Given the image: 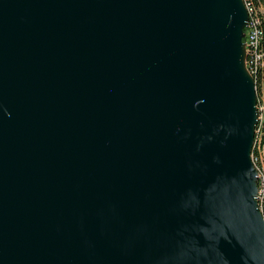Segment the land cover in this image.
<instances>
[{"label": "water", "instance_id": "95a60500", "mask_svg": "<svg viewBox=\"0 0 264 264\" xmlns=\"http://www.w3.org/2000/svg\"><path fill=\"white\" fill-rule=\"evenodd\" d=\"M243 0H0V264H264Z\"/></svg>", "mask_w": 264, "mask_h": 264}, {"label": "trees", "instance_id": "16d2710c", "mask_svg": "<svg viewBox=\"0 0 264 264\" xmlns=\"http://www.w3.org/2000/svg\"><path fill=\"white\" fill-rule=\"evenodd\" d=\"M247 7L250 9L252 14V21L260 30V38L256 46H246L245 47V64L248 72L252 76L257 93V100L260 101L259 97L261 95V84L264 82V0H244ZM257 9L259 11H257ZM242 41H245L243 35ZM264 105V102H263ZM252 149V155L255 157L253 162L258 171L261 173L264 171V161L261 165L258 153L261 150L264 153V108L258 113V121L255 127V141ZM259 148V149H258ZM259 178L258 186L262 185V192L260 199L258 200L260 210L264 217V185L261 183Z\"/></svg>", "mask_w": 264, "mask_h": 264}, {"label": "built area", "instance_id": "2783aa9c", "mask_svg": "<svg viewBox=\"0 0 264 264\" xmlns=\"http://www.w3.org/2000/svg\"><path fill=\"white\" fill-rule=\"evenodd\" d=\"M245 6H246L247 11H248V19H247L246 26L244 28V30H245V33H244V37H245L244 48L246 46H249V45L250 46H256L258 44V41H259V38H260V30L254 24V22L252 21V18H251L252 14L250 13V9L247 7L246 3H245ZM251 159H252L253 162L255 161V157L253 155H251ZM258 174H259V178H260V172L259 171H258ZM260 187L261 188L258 187V194H257L258 200L260 199V195H261V192H262V185H260Z\"/></svg>", "mask_w": 264, "mask_h": 264}, {"label": "rangeland", "instance_id": "374dc122", "mask_svg": "<svg viewBox=\"0 0 264 264\" xmlns=\"http://www.w3.org/2000/svg\"><path fill=\"white\" fill-rule=\"evenodd\" d=\"M257 11H259V10L257 9ZM244 33H245V30H243V34ZM257 98H258V96H257ZM259 99H260V101L258 102V100H257V102H256V107H257L258 113H259V111H261L264 108V105H263V102H264V82L261 84V95H260ZM258 154H259L258 155L259 160L261 161V165H263L264 153L261 150H259ZM260 179L264 185V171L263 170L260 173ZM258 187L261 188L260 186H258Z\"/></svg>", "mask_w": 264, "mask_h": 264}]
</instances>
